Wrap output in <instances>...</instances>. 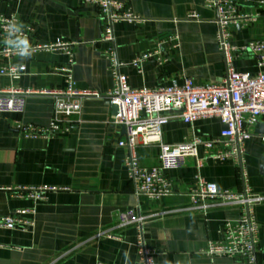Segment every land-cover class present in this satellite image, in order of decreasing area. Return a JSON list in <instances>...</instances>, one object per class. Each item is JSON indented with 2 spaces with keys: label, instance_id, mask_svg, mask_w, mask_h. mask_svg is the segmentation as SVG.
<instances>
[{
  "label": "crops",
  "instance_id": "1",
  "mask_svg": "<svg viewBox=\"0 0 264 264\" xmlns=\"http://www.w3.org/2000/svg\"><path fill=\"white\" fill-rule=\"evenodd\" d=\"M112 1V0H110ZM122 3L138 21H118L112 26L113 43L103 39L99 9L83 0H0V14L14 15L27 34V46L72 44L74 88L90 92L80 101L78 115L58 117L60 129L48 139L22 137L15 120L47 128L54 120V96L46 92L65 89L68 57L54 48L1 58L0 65L23 67L18 78L0 75V91L29 93L24 112L0 114V219L18 210L32 221L28 231L0 228V264H138L137 230L119 226L118 216L132 210L147 217L142 240L154 254L155 264H264V144L262 135L249 129L241 162L204 159L201 168L190 159L185 168L166 173L173 194L157 200L134 195L124 167L126 152L117 146L123 131L111 124L112 107L104 98L113 89L111 48L119 72L132 89L217 85L225 75V59L216 41V14L206 0H113ZM240 13L253 15L248 27L231 25L229 43L243 46L264 41V0H249ZM189 14L196 18H189ZM157 52L161 63L137 68L131 63ZM237 71H257L251 55H236ZM219 119H201L191 125L172 119L161 131L164 144L176 145L193 137H219ZM220 148H215L219 150ZM156 145H138L141 166L158 162ZM198 158L204 157L198 147ZM219 190L249 192L263 200L254 208L256 220L255 261L247 257H213L204 250L223 240L226 221H236L239 207H210L204 211L191 204L188 193L195 177ZM55 188L42 201L19 197L17 189ZM108 235H110L108 237Z\"/></svg>",
  "mask_w": 264,
  "mask_h": 264
},
{
  "label": "built area",
  "instance_id": "2",
  "mask_svg": "<svg viewBox=\"0 0 264 264\" xmlns=\"http://www.w3.org/2000/svg\"><path fill=\"white\" fill-rule=\"evenodd\" d=\"M86 4L96 6L103 21V39L108 44L113 43L112 26L122 20L138 21L122 3L110 0H83ZM249 0H206V7L216 14V41L218 49L223 53L226 72L222 80L214 84L194 85L185 80L182 86L172 85L149 88L131 89L127 85L126 76L119 72L118 64L111 48L105 52L111 62L113 76V89L104 97L111 107L117 108L111 124L123 131V139L117 141V146L126 152L124 167L132 185L134 195L145 197L148 200H157L173 194L166 173L169 170L185 168L190 159L195 160V167L201 168L204 159L215 161L230 160L236 165L241 162L244 141L251 136L249 129L264 123V41H250L243 46H231L229 43L231 33L229 26L235 24L248 27L254 21L253 15L240 13L242 4ZM189 18H196L192 14ZM18 21L14 15L0 14V59H9L11 56L24 55L45 49H64L68 57L67 66L61 70L66 73L65 89L62 92H46L54 96V120L47 128L23 124L15 120L16 128L26 139H48L57 133H65L68 128L61 130L58 117L78 115L80 101L84 97L96 94L79 92L74 88L70 71L72 54L69 48L72 44H56L52 46H27V34L31 28L23 31L17 26ZM236 55H251L255 60L257 71L253 74L240 72L232 66ZM157 52H151L132 61L134 67H141L148 62L161 63ZM24 71L23 67H9L0 65V75L18 78ZM31 92L24 93L17 90L0 91V114L20 116L25 109V99ZM172 119H180L183 123L191 125L201 119H219L222 129L219 137L213 139H200L193 137L184 143L170 145L164 144L161 131ZM264 144V135H262ZM138 145H156L158 162L150 168L141 166L136 150ZM198 147H203L204 157L198 158ZM215 148H220L215 150ZM195 188L190 190L188 196L191 204L199 210L210 207L231 206L239 207L240 215L236 221H226L223 225V240L220 243H210L204 253L213 257L239 258L247 257L250 263L255 261L256 220L254 208L263 198L252 196L248 191L229 192L222 191L213 183L206 182L199 175L195 177ZM19 197H26L34 201H42L49 192L57 191L55 188L17 189ZM27 214L18 210L13 214L0 219V228L8 230L19 229L28 231L32 221L22 218ZM147 217L139 216L129 210L118 216L119 226L133 225L137 230L136 253L138 264H155L154 252L146 247L142 240L141 229ZM110 235H108L109 237Z\"/></svg>",
  "mask_w": 264,
  "mask_h": 264
},
{
  "label": "water",
  "instance_id": "3",
  "mask_svg": "<svg viewBox=\"0 0 264 264\" xmlns=\"http://www.w3.org/2000/svg\"><path fill=\"white\" fill-rule=\"evenodd\" d=\"M116 112H117V108H116V106H115V107H112V116H115ZM255 132H256L257 134L264 135V126H263V125H260V126L255 130Z\"/></svg>",
  "mask_w": 264,
  "mask_h": 264
}]
</instances>
